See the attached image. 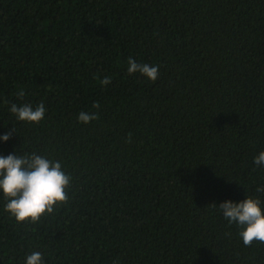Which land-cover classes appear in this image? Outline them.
I'll list each match as a JSON object with an SVG mask.
<instances>
[{"label": "trees", "instance_id": "trees-1", "mask_svg": "<svg viewBox=\"0 0 264 264\" xmlns=\"http://www.w3.org/2000/svg\"><path fill=\"white\" fill-rule=\"evenodd\" d=\"M41 102L39 123L9 111ZM9 132L0 156L35 153L71 181L34 223L0 190V264H264V242L211 206L250 196L264 212V0H0Z\"/></svg>", "mask_w": 264, "mask_h": 264}, {"label": "clouds", "instance_id": "clouds-1", "mask_svg": "<svg viewBox=\"0 0 264 264\" xmlns=\"http://www.w3.org/2000/svg\"><path fill=\"white\" fill-rule=\"evenodd\" d=\"M127 65L129 75L140 73L153 82L158 78V65L138 63L132 57L128 58ZM101 83L110 84L111 77H103ZM17 95L23 99L25 93L21 90ZM92 107L99 109V102L93 104ZM9 111L20 121L39 123L44 118L47 109L42 102L35 108L31 104L12 103ZM98 119V112L81 111L78 114V120L81 123L87 124ZM11 136L12 132H9L0 139L7 142ZM131 136L132 134L129 133L128 142H131ZM254 163L257 166L264 165V151L254 157ZM70 181L71 177L62 170L60 162L51 161L35 153L0 156V190L8 198L5 209L19 222L31 218L34 223L46 211L51 213L52 206L58 201L66 200V188ZM256 191L262 192L264 187L257 188ZM260 205V199L250 196L238 203L228 200L219 205L211 204L212 207H219L230 224H237L242 229L239 235L246 247L251 246L253 241L264 242V212ZM25 264H43L42 253L34 251L27 255Z\"/></svg>", "mask_w": 264, "mask_h": 264}]
</instances>
